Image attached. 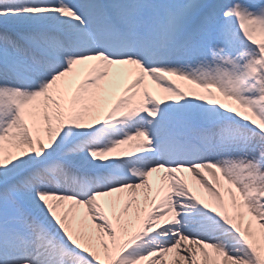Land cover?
Here are the masks:
<instances>
[{
  "label": "snow or ice",
  "instance_id": "snow-or-ice-1",
  "mask_svg": "<svg viewBox=\"0 0 264 264\" xmlns=\"http://www.w3.org/2000/svg\"><path fill=\"white\" fill-rule=\"evenodd\" d=\"M0 264H264V0H0Z\"/></svg>",
  "mask_w": 264,
  "mask_h": 264
}]
</instances>
